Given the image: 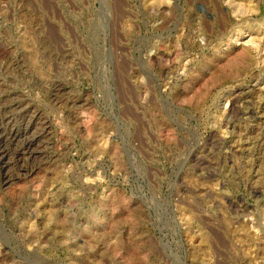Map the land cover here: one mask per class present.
Returning a JSON list of instances; mask_svg holds the SVG:
<instances>
[{
    "label": "rangeland",
    "instance_id": "1",
    "mask_svg": "<svg viewBox=\"0 0 264 264\" xmlns=\"http://www.w3.org/2000/svg\"><path fill=\"white\" fill-rule=\"evenodd\" d=\"M0 264H264V0H0Z\"/></svg>",
    "mask_w": 264,
    "mask_h": 264
}]
</instances>
